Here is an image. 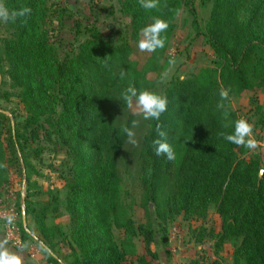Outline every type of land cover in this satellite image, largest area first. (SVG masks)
I'll return each mask as SVG.
<instances>
[{"label": "trees", "instance_id": "16d2710c", "mask_svg": "<svg viewBox=\"0 0 264 264\" xmlns=\"http://www.w3.org/2000/svg\"><path fill=\"white\" fill-rule=\"evenodd\" d=\"M193 1L158 0L157 8L145 10L140 0H120L128 19L125 34L101 38L90 30L77 55L57 63L44 27L47 10L43 0H3L9 9L27 6L32 11L15 24L2 22L6 35L0 39V67L6 68L4 74L18 91L26 118L20 128L10 123L5 138L0 131V186L7 181V155L24 170L30 157L26 153L29 141L37 140L41 133L48 135L41 120L54 116L59 107L53 128L68 147L74 171L66 197L72 237L80 252L74 264H127L124 249L135 229L118 204L117 165L128 141L123 129L131 127L136 118L121 100L129 86L168 99L160 121L148 120L142 142L143 206H154L161 220L180 214L186 220H204L214 208L221 219L220 231L211 234L214 254L230 244L232 264H264L263 168L258 155L227 142L222 135L230 134L238 119L230 96L245 94L256 105V91H264V0H200L202 4L212 2L210 19L198 34L213 51L214 68L197 76L174 78L159 93L156 85L172 19L182 4L195 18ZM153 17L169 23L161 34L165 46L146 51L145 62L134 60L141 29ZM149 75L155 78L149 79ZM222 89L228 90L227 100L220 98ZM221 103L224 107L218 108ZM0 117L6 119L1 112ZM158 123L173 148V160L157 156L153 150L152 142L160 138ZM23 179L30 183L27 174ZM29 198L26 195L23 201L25 217L33 221L40 236L20 224L22 240L46 245L52 251V255L43 252L46 263L61 264L54 256V240L62 232L45 222L50 211L56 212L50 209L54 199L34 203ZM152 225L138 229L147 253L155 258L150 250L155 243ZM113 228L121 231L120 246L113 240ZM211 264L221 263L215 260Z\"/></svg>", "mask_w": 264, "mask_h": 264}, {"label": "rangeland", "instance_id": "374dc122", "mask_svg": "<svg viewBox=\"0 0 264 264\" xmlns=\"http://www.w3.org/2000/svg\"><path fill=\"white\" fill-rule=\"evenodd\" d=\"M43 4L47 10L44 27L48 32L57 63L77 55L78 47L89 38L90 30H95L101 38L112 37L116 34L124 35L128 25V19L121 11L120 0H43ZM193 9L195 18L182 4L172 19L173 28L165 50V62H161L162 69L156 85L159 93L174 78H189L197 76L202 70L214 68L213 51L198 34L205 29L210 19L212 2L202 4L200 0H194ZM3 26L0 22V39L6 35ZM147 56L148 53L138 47V53L133 55L132 59L145 62ZM5 69L0 67V112L6 117H0L3 138L7 135L10 123L13 128H20L26 118L18 91L12 88L11 82L4 74ZM154 78V75H149V79ZM255 99L257 104L253 105L245 94L231 95L230 103L238 118H244L252 125V138L257 141L258 147L248 150L259 156L261 167L264 169V91L257 90ZM129 111L136 115L134 120L138 122L137 127L133 129L137 143L133 145L127 141L117 165L120 190L118 204L125 210L135 229V235L126 242L127 248L124 249L128 254L127 264H142L141 261L147 264H211L215 260L221 264H232L233 248L230 244H225L218 255L214 254L215 242L211 239V234L218 233L221 228V219L214 208H210L204 220H186L182 214L161 220L156 217L154 206L151 205L150 209L143 206L140 153L149 122L142 118L135 106L129 108ZM56 112L54 116H46L41 120L48 135L43 137L41 133L37 140L29 141L26 153L30 157L24 170L11 161L9 154L7 155V181L0 186V202L14 206L19 213V227L22 224L23 228L40 236L31 219L26 220L25 226L22 223V197L25 199L28 195V201L34 203L54 199L50 209L55 208L56 212L50 211L45 221L50 229L57 228L62 232V236L54 240V256L61 264H74L80 252L72 237V221L66 209L67 186L73 183L74 171L72 161L68 157V147L53 128L60 113L59 107ZM47 119L50 123H47ZM120 122L124 124V116ZM24 174L29 176L28 185L23 179ZM150 222L153 224L155 236V243L150 245V250L155 254V258L147 253L138 229L147 227ZM112 235L113 240L120 246L123 240L121 231L113 228ZM163 238H166V243L162 242ZM26 243L27 247L34 245L39 251V257L46 261L39 244L30 239H27Z\"/></svg>", "mask_w": 264, "mask_h": 264}, {"label": "clouds", "instance_id": "9594fccd", "mask_svg": "<svg viewBox=\"0 0 264 264\" xmlns=\"http://www.w3.org/2000/svg\"><path fill=\"white\" fill-rule=\"evenodd\" d=\"M140 6L145 10H151L158 7V0H140ZM31 8L24 6L19 9H9L3 0H0V22L15 24L20 17H26L31 14ZM169 28V23L161 18L153 17L152 22L145 25L141 29L142 39L138 41V47L141 51L155 52L165 46V40L161 37ZM121 79L124 78V73L120 74ZM221 100H227L228 90L222 89L219 93ZM121 100L129 107L135 106L144 120H151L159 122L162 114L168 109V99L162 94H157L155 91L148 89L138 90L136 87L129 86L121 93ZM218 108H223L224 105L218 104ZM137 121L131 122V127L125 126V132L128 143L135 145L137 140L135 138L134 128L137 127ZM156 131L159 139L152 142V147L157 156L164 155L168 160L175 158V153L172 146L167 142L166 133L160 129L157 124ZM223 138L234 145L243 146L249 150H254L258 147V143L252 138V125L244 118H238L233 122V130L230 134H222ZM261 175H264V169L261 170ZM13 217L8 218L11 223ZM2 247V245H0ZM41 250L47 254L52 255L51 249L46 245H40ZM0 264H22L21 257L12 254L7 250H0Z\"/></svg>", "mask_w": 264, "mask_h": 264}, {"label": "built area", "instance_id": "2783aa9c", "mask_svg": "<svg viewBox=\"0 0 264 264\" xmlns=\"http://www.w3.org/2000/svg\"><path fill=\"white\" fill-rule=\"evenodd\" d=\"M13 217L11 223L9 217ZM0 229L6 243L15 250H26L29 257L37 256L39 251L34 245L24 243L19 228V213L13 205H7L0 202Z\"/></svg>", "mask_w": 264, "mask_h": 264}, {"label": "crops", "instance_id": "0c3cea01", "mask_svg": "<svg viewBox=\"0 0 264 264\" xmlns=\"http://www.w3.org/2000/svg\"><path fill=\"white\" fill-rule=\"evenodd\" d=\"M0 250H7L12 254L19 255L22 260V264H47L42 257H39V254L33 258L29 257L28 252L26 250H15L11 248L5 241L1 231H0Z\"/></svg>", "mask_w": 264, "mask_h": 264}, {"label": "water", "instance_id": "95a60500", "mask_svg": "<svg viewBox=\"0 0 264 264\" xmlns=\"http://www.w3.org/2000/svg\"><path fill=\"white\" fill-rule=\"evenodd\" d=\"M84 2H87V0H84ZM22 200H24V197H22ZM21 218H22V223L25 226L26 225V217H25L24 206L22 207V210H21Z\"/></svg>", "mask_w": 264, "mask_h": 264}]
</instances>
